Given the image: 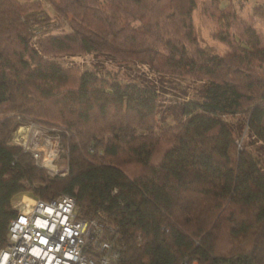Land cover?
<instances>
[{
    "label": "trees",
    "instance_id": "1",
    "mask_svg": "<svg viewBox=\"0 0 264 264\" xmlns=\"http://www.w3.org/2000/svg\"><path fill=\"white\" fill-rule=\"evenodd\" d=\"M222 1L202 9L218 54L198 44L197 0H0V249L17 194H66L117 264H264V38ZM87 53L89 69L59 61ZM152 75L190 92L165 104ZM30 123L54 129L65 175L14 142Z\"/></svg>",
    "mask_w": 264,
    "mask_h": 264
},
{
    "label": "built area",
    "instance_id": "2",
    "mask_svg": "<svg viewBox=\"0 0 264 264\" xmlns=\"http://www.w3.org/2000/svg\"><path fill=\"white\" fill-rule=\"evenodd\" d=\"M13 140L36 164L54 172L60 151L53 128L23 125ZM67 171L68 164L55 174ZM17 203L0 249V264H117L119 250L101 224L77 215L72 196L61 194L46 201L27 197Z\"/></svg>",
    "mask_w": 264,
    "mask_h": 264
},
{
    "label": "rangeland",
    "instance_id": "3",
    "mask_svg": "<svg viewBox=\"0 0 264 264\" xmlns=\"http://www.w3.org/2000/svg\"><path fill=\"white\" fill-rule=\"evenodd\" d=\"M205 2H207V0H197V8L194 10L193 13V20L195 24L198 44L201 47L206 48L210 52L222 54L227 50V46L213 36L214 32L219 31L221 22L217 21V18H211L210 16L202 12L203 3ZM227 2H229L231 7L233 6L235 8L238 19L245 21L246 23L252 24L254 26L255 31L259 33L260 37L264 38V0H223L221 5H225ZM41 3L43 8L46 9L51 15H53V10L50 5H48L45 1H41ZM97 59L98 58L94 54L87 53L80 55L63 56L59 58V61L64 66L76 67L81 70L91 68L92 64ZM104 65L108 69L117 68L116 64L106 60H104ZM142 69L144 71H147V68ZM124 75L129 78H134L131 75V70L128 69L124 70L123 76ZM152 76L154 79L157 80V87L160 90V94L165 104L178 102L186 96L187 92H190L191 81L187 78H178L166 81L164 80V83H162L159 77L154 75ZM134 79H138V77ZM166 116L167 117H165L164 119L163 117H160V126L165 127L176 119V116L173 112H169V114ZM232 158H234L233 152ZM67 164V156L64 151H61L59 152L57 160H55V162L53 163L54 166L52 168L54 172H47L53 175L56 171L58 172L59 170H62V168H65ZM123 167L130 173H132L137 168L128 165H123ZM27 197L33 198L28 192L17 194L12 201L13 205L16 207L17 202L19 203ZM191 264H196V261H193Z\"/></svg>",
    "mask_w": 264,
    "mask_h": 264
}]
</instances>
